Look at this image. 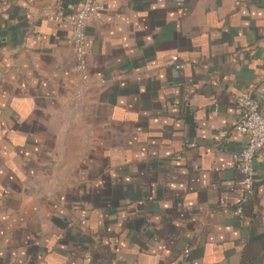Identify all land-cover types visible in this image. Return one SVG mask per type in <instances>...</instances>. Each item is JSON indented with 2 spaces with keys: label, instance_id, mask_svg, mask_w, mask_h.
I'll return each instance as SVG.
<instances>
[{
  "label": "crops",
  "instance_id": "crops-1",
  "mask_svg": "<svg viewBox=\"0 0 264 264\" xmlns=\"http://www.w3.org/2000/svg\"><path fill=\"white\" fill-rule=\"evenodd\" d=\"M103 2L84 83V0H0V264H264V152L242 214L233 164L264 0Z\"/></svg>",
  "mask_w": 264,
  "mask_h": 264
},
{
  "label": "built area",
  "instance_id": "built-area-1",
  "mask_svg": "<svg viewBox=\"0 0 264 264\" xmlns=\"http://www.w3.org/2000/svg\"><path fill=\"white\" fill-rule=\"evenodd\" d=\"M105 10L103 0H84L79 11L68 18L72 29V45L77 62V71L82 82L89 80L87 28L90 19ZM174 63L178 59L174 58ZM180 65L176 66L179 70ZM239 120L235 130L248 139L246 147L234 157V166L242 175L239 193L238 214L243 213V206L253 197L256 190V160L264 152V112L257 99L250 95H241L235 99ZM220 138L228 137V131L219 133ZM188 253V252H187Z\"/></svg>",
  "mask_w": 264,
  "mask_h": 264
}]
</instances>
